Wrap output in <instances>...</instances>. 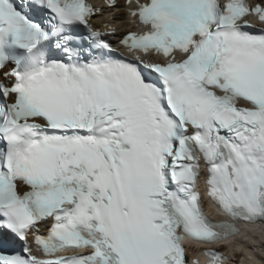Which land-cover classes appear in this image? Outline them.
<instances>
[{"label":"snow or ice","instance_id":"1","mask_svg":"<svg viewBox=\"0 0 264 264\" xmlns=\"http://www.w3.org/2000/svg\"><path fill=\"white\" fill-rule=\"evenodd\" d=\"M124 7L114 47L87 0H0V264H223L264 220V0Z\"/></svg>","mask_w":264,"mask_h":264},{"label":"bare ground","instance_id":"2","mask_svg":"<svg viewBox=\"0 0 264 264\" xmlns=\"http://www.w3.org/2000/svg\"><path fill=\"white\" fill-rule=\"evenodd\" d=\"M99 7V13L92 21H96L97 29L112 27L116 35H123L130 31L139 30L138 24L130 23L131 17L124 7L125 0H114L117 7L109 8L108 4L112 0H89ZM42 231V230H41ZM243 240H233L227 247H220L219 250L229 253V261L236 264H264V225H243L241 226ZM201 250H190V254ZM229 261L227 263H229Z\"/></svg>","mask_w":264,"mask_h":264}]
</instances>
